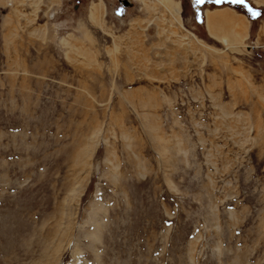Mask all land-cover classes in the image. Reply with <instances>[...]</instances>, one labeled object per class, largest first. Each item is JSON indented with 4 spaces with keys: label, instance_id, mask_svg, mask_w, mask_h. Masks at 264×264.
<instances>
[{
    "label": "rangeland",
    "instance_id": "1",
    "mask_svg": "<svg viewBox=\"0 0 264 264\" xmlns=\"http://www.w3.org/2000/svg\"><path fill=\"white\" fill-rule=\"evenodd\" d=\"M0 264H264V0H0Z\"/></svg>",
    "mask_w": 264,
    "mask_h": 264
},
{
    "label": "crops",
    "instance_id": "2",
    "mask_svg": "<svg viewBox=\"0 0 264 264\" xmlns=\"http://www.w3.org/2000/svg\"><path fill=\"white\" fill-rule=\"evenodd\" d=\"M229 9L232 10L233 12L230 11ZM206 15H208L207 20H206ZM241 15L244 16L243 14H240L237 10L231 9L230 7H226V6H223V8L219 7L217 9H209L203 11L202 13V24H204V27L207 28L208 32L210 33V36L213 37L215 36L214 31L220 25L224 24L222 23L225 22L223 20H227V21L239 20L238 18H240ZM212 23L215 25V29H213L214 30L213 33L211 32V30H209L212 27ZM208 24L210 25V27H208Z\"/></svg>",
    "mask_w": 264,
    "mask_h": 264
},
{
    "label": "snow or ice",
    "instance_id": "3",
    "mask_svg": "<svg viewBox=\"0 0 264 264\" xmlns=\"http://www.w3.org/2000/svg\"><path fill=\"white\" fill-rule=\"evenodd\" d=\"M194 2H195L196 4H199V3L202 2V0H194ZM233 2H237V0H233ZM254 15H255V13H254Z\"/></svg>",
    "mask_w": 264,
    "mask_h": 264
},
{
    "label": "bare ground",
    "instance_id": "4",
    "mask_svg": "<svg viewBox=\"0 0 264 264\" xmlns=\"http://www.w3.org/2000/svg\"><path fill=\"white\" fill-rule=\"evenodd\" d=\"M171 5H173V4L171 3ZM91 16H92V15H91ZM207 17H208V15H206V20L208 19ZM93 20H94V19H93ZM208 27H210V25H209V24H208Z\"/></svg>",
    "mask_w": 264,
    "mask_h": 264
},
{
    "label": "water",
    "instance_id": "5",
    "mask_svg": "<svg viewBox=\"0 0 264 264\" xmlns=\"http://www.w3.org/2000/svg\"><path fill=\"white\" fill-rule=\"evenodd\" d=\"M128 3L127 1H125V4Z\"/></svg>",
    "mask_w": 264,
    "mask_h": 264
}]
</instances>
